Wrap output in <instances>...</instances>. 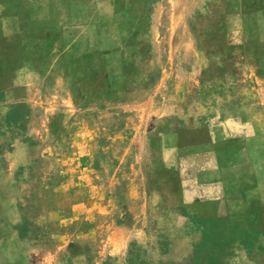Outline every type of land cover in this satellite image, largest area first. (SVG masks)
Listing matches in <instances>:
<instances>
[{"label":"rangeland","instance_id":"374dc122","mask_svg":"<svg viewBox=\"0 0 264 264\" xmlns=\"http://www.w3.org/2000/svg\"><path fill=\"white\" fill-rule=\"evenodd\" d=\"M33 10L0 62V264H264V0Z\"/></svg>","mask_w":264,"mask_h":264},{"label":"crops","instance_id":"0c3cea01","mask_svg":"<svg viewBox=\"0 0 264 264\" xmlns=\"http://www.w3.org/2000/svg\"><path fill=\"white\" fill-rule=\"evenodd\" d=\"M34 1L0 0V62L2 55L6 54L5 50H7V57L5 58L8 61L11 59L16 60L14 56L18 50L17 46L23 43L20 40H22L25 34L30 32L34 33L32 32L33 29L30 28V24L36 25L41 21L38 20V17L34 18L32 16L34 15ZM23 18L30 19V22L28 20H22Z\"/></svg>","mask_w":264,"mask_h":264}]
</instances>
